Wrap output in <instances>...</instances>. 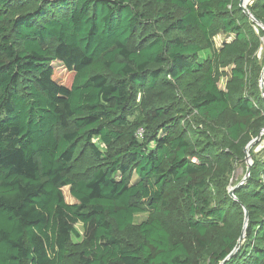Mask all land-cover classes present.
Wrapping results in <instances>:
<instances>
[{"label": "trees", "instance_id": "trees-1", "mask_svg": "<svg viewBox=\"0 0 264 264\" xmlns=\"http://www.w3.org/2000/svg\"><path fill=\"white\" fill-rule=\"evenodd\" d=\"M263 38L240 0H0V264H264V158L228 188Z\"/></svg>", "mask_w": 264, "mask_h": 264}, {"label": "rangeland", "instance_id": "rangeland-1", "mask_svg": "<svg viewBox=\"0 0 264 264\" xmlns=\"http://www.w3.org/2000/svg\"><path fill=\"white\" fill-rule=\"evenodd\" d=\"M250 4V3H249ZM249 6V5H248ZM225 35L224 34H219L216 38H217V43L220 45L224 39H225ZM260 60H262L264 58V48H262L259 51L258 54ZM54 67L56 69V72L58 75L62 76L65 81L68 83L71 78H72V72H70L69 70H67L64 65H62L60 62H55L54 63ZM225 83H226V78H224L221 82H220V86L222 88L225 87ZM250 156L248 157V159L245 158V160L243 162H240L238 164H236V168L235 171L233 173V177L231 178V184L229 185V190L231 191L234 186L241 182L242 180H244L246 178V174H247V169H248V160H250L252 162V165L254 163V157H261L264 158V134L260 137V139H258L251 147L250 151H249ZM64 193L66 196V200L70 203L75 202L74 197H72L69 187H65L64 188ZM146 215L141 214L138 216V220H141L143 218H145ZM78 229L81 230V225H78Z\"/></svg>", "mask_w": 264, "mask_h": 264}, {"label": "water", "instance_id": "water-1", "mask_svg": "<svg viewBox=\"0 0 264 264\" xmlns=\"http://www.w3.org/2000/svg\"><path fill=\"white\" fill-rule=\"evenodd\" d=\"M252 2V0H240V6H241V8H242V10H243V12L247 15V16H249L259 27H261V28H263L264 29V23L260 20V19H258V18H256L254 15H253V13H252V11L249 9V7H248V5H249V3H251ZM263 41H264V38H263ZM260 87H261V91H262V93H263V96H264V68H263V71H262V74H261V78H260ZM264 134V129L262 130V132L260 133V135L258 136V137H256L254 140H252L246 147H245V152H246V159H248V157L250 156V154H249V151H250V149H251V147H252V145L258 140V139H260V137L262 136ZM251 169H252V162L250 161V160H248V169H247V174H246V178L244 179V180H242L241 182H239L238 184H237V186L238 185H241V184H243L244 182H246V180L248 179V177L250 176V173H251ZM237 186H234V188L230 191V194L233 196V194H234V190H235V188L237 187ZM248 212H246V224H247V222H248ZM245 233V232H244ZM243 233V235L241 236V238H240V240H239V244L240 243H242V241H243V238H244V234ZM239 244H238V246L236 247V249H235V251L238 249V247H239ZM234 251V252H235ZM224 262H222L221 264H223Z\"/></svg>", "mask_w": 264, "mask_h": 264}, {"label": "built area", "instance_id": "built-area-1", "mask_svg": "<svg viewBox=\"0 0 264 264\" xmlns=\"http://www.w3.org/2000/svg\"><path fill=\"white\" fill-rule=\"evenodd\" d=\"M142 133H143V130L140 129V130H139V135H142Z\"/></svg>", "mask_w": 264, "mask_h": 264}]
</instances>
